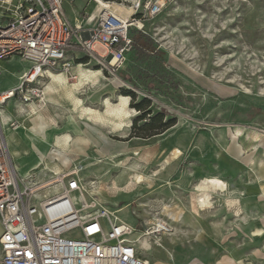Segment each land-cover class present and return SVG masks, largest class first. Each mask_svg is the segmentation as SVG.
I'll return each mask as SVG.
<instances>
[{"label":"rangeland","instance_id":"1","mask_svg":"<svg viewBox=\"0 0 264 264\" xmlns=\"http://www.w3.org/2000/svg\"><path fill=\"white\" fill-rule=\"evenodd\" d=\"M101 1L124 15L138 1H160L164 9L144 26L131 29L134 49L121 69L111 75L100 72L98 82H89L77 94L86 107L109 119L107 102L118 104L131 91L135 96H129V105L132 100L146 104L149 114L132 107L135 126L113 133L109 126L119 129L110 120L82 115L53 79L59 95L46 93L37 113L55 126L41 131L35 128L38 121L32 110L13 112L20 130L34 127V138L54 159L48 157L21 178L44 183L56 173L75 170L87 199L99 201L93 211L105 207L112 219L131 224L135 230L130 239L141 238L138 255L151 264H216L225 258L264 264V236L252 235L258 219L264 225V137L258 142L249 137L253 132L264 134V0ZM87 2L95 9L89 24L96 25L103 4ZM93 13L86 10L82 16L88 19ZM71 52L67 50V57ZM82 61L79 55L71 66ZM72 67L68 80L74 83L79 78ZM82 68L100 69L94 62ZM20 71L17 60L5 63L0 89L18 85ZM50 81L44 77L38 84L45 89ZM107 84L112 87L104 90L113 94L100 97L95 91ZM161 115L163 122L174 125L156 135L144 129ZM97 122L106 125L99 128ZM237 129H242L240 137ZM66 133L87 138L88 144L71 147L66 151L70 155L56 152L54 138ZM11 150L17 161L27 155ZM48 165L57 171L46 169ZM41 169L48 172L44 180L33 174ZM134 173L146 180L136 184ZM211 177L225 181L228 189L212 193L210 206L201 209L198 187Z\"/></svg>","mask_w":264,"mask_h":264},{"label":"built area","instance_id":"2","mask_svg":"<svg viewBox=\"0 0 264 264\" xmlns=\"http://www.w3.org/2000/svg\"><path fill=\"white\" fill-rule=\"evenodd\" d=\"M163 9L160 1H138L124 15L103 4L97 24L83 27L70 24L62 0H0V64L14 57L31 64L16 87L0 92L1 264H151L138 255L131 224L112 219L105 207L93 211L98 202L87 199L75 170L56 173L44 183L18 175L1 108L11 98L25 106L44 102L45 89L38 82L56 68L70 72L66 51L73 44L102 71L121 69L134 49L131 29ZM10 126L20 124L11 121Z\"/></svg>","mask_w":264,"mask_h":264},{"label":"crops","instance_id":"3","mask_svg":"<svg viewBox=\"0 0 264 264\" xmlns=\"http://www.w3.org/2000/svg\"><path fill=\"white\" fill-rule=\"evenodd\" d=\"M87 1L88 0H76L75 3H72L71 1L66 0L65 3L63 2L64 14H65L67 20L70 22V24L72 23L71 24L72 26H77V25H82L83 27L93 26L89 23H90V21H92L94 19L93 16H95V14L93 12H95V9H93L94 7L90 3H88ZM70 3H72L73 5H71ZM86 10L93 13L92 15H90V17H88V19H86L85 17L82 16L84 11H86ZM68 49L72 50L69 57H67V51H66V60L70 63L74 64L75 59L78 58L79 55H83L84 61L78 62L76 67L75 66L72 67V71L77 73L78 77L80 75L79 71L80 72H81V70L85 71V69H86V68H82V67H87L90 64H92L93 62L95 63V65L97 67L100 68V65L98 64V62L95 61V59H93L92 57H90L86 52H84L78 44L70 45L67 48V50ZM16 60L18 61V63L22 67V71H20L21 73H19V75H18V79L20 81L21 75L25 71H27L31 65L28 61L23 60L20 57H14V58H11L9 60H6V62L3 61L0 64V68L2 69L3 65L5 63L16 61ZM86 70H87L86 72L88 73L87 75H89L91 77V83L90 84H92V81H93L92 79H97L98 75H100L99 72H102L101 68L96 70V71L93 70L94 72H97V71L98 72H97V74L92 75V74H89V72H91L90 70L89 71H88V69H86ZM50 72L54 73L53 70ZM59 73H61V72H59ZM59 73H56V74H59ZM62 73H64V72H62ZM65 75L68 78V74L65 73ZM109 75H111V74H109ZM47 78H49L51 81H50V84H48V86L45 88V94L47 93V95H48L49 92L58 94V92H56L57 91V89H56L57 83L53 81V78H50V75ZM41 80L42 79H40L39 81L41 82ZM85 85H88V84H85ZM16 86H10L7 88L3 87V89H0V92H5V91H7L11 88H14ZM109 86L112 87V85H109ZM109 86H108V84L104 85L103 87L98 88L95 92L99 91L101 93L100 97L104 96L107 93L112 95L113 93L111 91L106 92L107 90H104V89L108 88ZM31 106H34L37 111H41V110H39V108L43 107V105H41L40 103H37L36 101H33L28 106H25L18 98H11V99L7 100V102L1 108L3 119L5 120V123H4L5 138H6L10 153L13 157V160H14V163L16 166V170H17L18 175L20 177H27V176L31 175V171L33 169H35L37 167V165L41 166L42 162L45 161L48 157L52 159L51 154L48 151L46 153H44L45 147L43 146V143L36 141V139L34 138L33 135H35V133H36L35 130L33 129L34 127L28 131V129H25V130L21 129L20 130V127H18L17 129H13L10 126L11 121H17L16 119H14L15 117H14L13 112L17 111L18 114H20V115L25 114L27 111H30V113H31V110H32ZM41 109H42V111H44L45 108H41ZM31 117H33V116L31 115ZM81 121H84V120L81 119ZM97 123H98L99 128L101 127V125H103V126L106 125V124H102L99 122H97ZM109 127L112 129L113 133H121V132H124L125 130L128 129V128H125L123 131H119V130L115 131L112 126H109ZM55 138H54V140H55ZM54 140H53V142H54ZM16 145H19L20 147L17 148ZM12 148L19 150L21 152V154L27 153V155H24L21 160L17 161L13 156V153L11 150ZM34 153L39 155V157L37 158V155L34 157ZM72 158H73V155H71L69 159L71 160ZM39 159H40V161H39ZM52 160L54 161V159H52ZM70 160H68V162ZM16 162H17V164H16ZM46 169H50V171H54V172L57 171V170H55L54 167L52 168L49 165L47 166ZM33 174H36V176L38 178H41L42 180L46 179V177L48 176V172L44 169L38 170V171L34 172ZM0 226H1V222H0ZM1 234H2V226H1ZM240 262H242V260L236 262L231 258H225V259L218 261L216 264H238Z\"/></svg>","mask_w":264,"mask_h":264},{"label":"bare ground","instance_id":"4","mask_svg":"<svg viewBox=\"0 0 264 264\" xmlns=\"http://www.w3.org/2000/svg\"><path fill=\"white\" fill-rule=\"evenodd\" d=\"M99 2H100V5L105 4L101 0H99ZM119 9H122V8L119 7ZM86 71H87L86 69H85V71L84 70H81V72L79 71V73H80V75L78 77L79 81L74 82V83L69 82L65 73H62V72L59 74L50 72V77H52L54 79V81H57L59 83V86L63 88L64 93H66L67 96L74 101L75 107L81 109L82 115L85 116L86 114H88L89 118H92V119L96 118L97 120L101 119L102 121H105L108 119V117H105V114H104V116L101 113L95 114L91 108H88L84 105L83 100L77 94V91L83 85L91 82V77L89 75H87L88 73ZM88 71H89V69H88ZM97 72L91 71V72H89V74L93 75V74H97ZM100 75H101V73H100ZM92 80H93L92 82H98V79L97 80L92 79ZM129 101H130L129 96H122L121 100L118 104H112L110 101L107 102V109L106 110L108 112L107 114H109V116H110V118L108 120H110L114 124L115 128H118L119 130H123L124 128L130 127L132 125V117H133V113L135 112V109H133L129 105ZM32 111L35 113V116L37 117V121H38L37 124L35 125V128L42 131L43 129H45L48 126H55V124L52 121L45 119L44 117H42L41 114L37 113V110L35 107H32ZM241 135H242V129H237L236 130V137H240ZM249 137L253 142H258L262 139V137H264V134L258 133V132H253V133H251V135H249ZM88 141L89 140L87 138H84V137L74 138L70 134L66 133L63 136H57L55 138L54 147L57 148L56 152H59V151L65 152L66 155H70L69 153H66V151H69L71 149V147L76 146V147L82 148L88 144ZM177 152L180 153L181 151L177 150ZM16 154L17 153H13V155H16ZM134 174H133V179H134L136 184H141L146 180V178L143 174H140V173H137L135 175ZM227 189H228V186L225 183V181H223L217 177H211V178L204 179L203 183L198 187V190L202 191V193H200L198 195V198H197L198 206L201 209H206L207 207L210 206L209 204L212 203L211 202L212 193L219 192V191L224 192ZM263 196H264V190H263ZM161 226H162V224L159 223L158 224V227H159L158 230L162 229ZM252 235L256 236V237L264 236V225L259 219L257 221V226L254 228V230L252 232ZM134 242L142 243V240H141V238H135ZM147 245H148V243H147Z\"/></svg>","mask_w":264,"mask_h":264},{"label":"trees","instance_id":"5","mask_svg":"<svg viewBox=\"0 0 264 264\" xmlns=\"http://www.w3.org/2000/svg\"><path fill=\"white\" fill-rule=\"evenodd\" d=\"M129 96H131L132 98L135 96V94L131 91L127 92ZM148 100L146 101V103L148 104ZM130 106L131 107H137L139 109H142L145 111V113L149 114V112H146L147 106L146 104H139L136 105L133 100L130 102ZM145 115V114H144ZM159 123V125L157 126L156 123ZM174 125L173 121H169V122H163V115L161 116H156L153 119H150V122L146 123L144 125V129H153L155 130V132L153 133V135L159 134L165 130H167L168 128L172 127ZM135 126V122L132 124V127Z\"/></svg>","mask_w":264,"mask_h":264},{"label":"water","instance_id":"6","mask_svg":"<svg viewBox=\"0 0 264 264\" xmlns=\"http://www.w3.org/2000/svg\"><path fill=\"white\" fill-rule=\"evenodd\" d=\"M218 93V92H217Z\"/></svg>","mask_w":264,"mask_h":264}]
</instances>
